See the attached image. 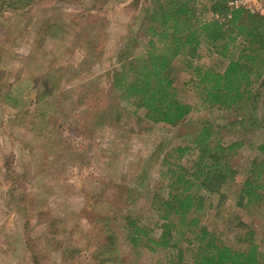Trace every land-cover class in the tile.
<instances>
[{
  "label": "rangeland",
  "instance_id": "1",
  "mask_svg": "<svg viewBox=\"0 0 264 264\" xmlns=\"http://www.w3.org/2000/svg\"><path fill=\"white\" fill-rule=\"evenodd\" d=\"M9 2L0 10V264H155L161 254L136 257L123 241L121 213L155 221L147 195L162 182L161 158L207 124L223 143L243 144L234 180L207 199L201 224L237 250L251 231L264 264V203L234 204L251 162L264 171V130L241 134L230 113L200 107L182 58L175 87L192 111L176 127L108 95L118 53L139 51L129 31L149 0ZM199 55L191 63L214 69L206 46ZM112 110L119 120L101 124Z\"/></svg>",
  "mask_w": 264,
  "mask_h": 264
},
{
  "label": "trees",
  "instance_id": "2",
  "mask_svg": "<svg viewBox=\"0 0 264 264\" xmlns=\"http://www.w3.org/2000/svg\"><path fill=\"white\" fill-rule=\"evenodd\" d=\"M9 1L0 0V10L8 8ZM227 1L149 0L129 31L132 38L127 43L132 44V52L139 51L118 53L117 67L106 74L108 95L144 111L147 122L176 127L192 111L175 87L173 65L182 58L200 107L230 113L228 124L237 125L241 134L264 130V16L230 10ZM202 46L215 55L214 69L191 63L199 58ZM108 112L101 124L119 120L117 110L112 116ZM215 128L203 125L189 143L161 158L162 182L147 195L148 210L155 217L151 225L120 212L123 241L134 256L161 254L155 264H263L251 231L239 239L244 248L237 250L201 224L205 208L211 206L207 199L221 198V188L234 180L230 161L243 144L241 140L223 143ZM257 150L264 155V146ZM189 154L193 158L185 166L182 160ZM262 165L251 162L236 190L235 206L264 203Z\"/></svg>",
  "mask_w": 264,
  "mask_h": 264
},
{
  "label": "built area",
  "instance_id": "3",
  "mask_svg": "<svg viewBox=\"0 0 264 264\" xmlns=\"http://www.w3.org/2000/svg\"><path fill=\"white\" fill-rule=\"evenodd\" d=\"M230 10L240 9L249 15L264 16V0H228Z\"/></svg>",
  "mask_w": 264,
  "mask_h": 264
}]
</instances>
